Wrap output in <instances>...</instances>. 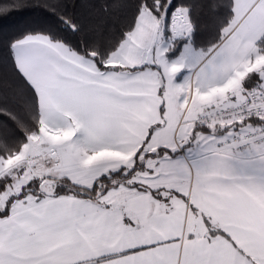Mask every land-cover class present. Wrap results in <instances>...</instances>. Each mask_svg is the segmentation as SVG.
<instances>
[{"label":"snow or ice","instance_id":"1","mask_svg":"<svg viewBox=\"0 0 264 264\" xmlns=\"http://www.w3.org/2000/svg\"><path fill=\"white\" fill-rule=\"evenodd\" d=\"M26 7L0 33V264H264V0L0 18Z\"/></svg>","mask_w":264,"mask_h":264},{"label":"trees","instance_id":"2","mask_svg":"<svg viewBox=\"0 0 264 264\" xmlns=\"http://www.w3.org/2000/svg\"><path fill=\"white\" fill-rule=\"evenodd\" d=\"M227 0H210V3L223 6L226 4ZM40 19V14L38 11H35L31 8H24L18 12H14L12 15L7 18H0V33L10 34L12 31H15L18 28H23L29 24H33ZM201 23H206L209 25L208 29L203 32H198V37H208L213 32V26L211 21L202 20ZM3 69L0 68V86H11L10 79L5 82L4 80Z\"/></svg>","mask_w":264,"mask_h":264}]
</instances>
